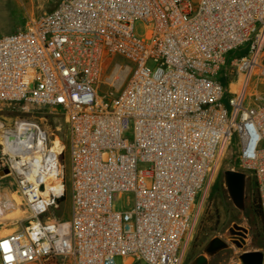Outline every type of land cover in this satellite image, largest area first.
Wrapping results in <instances>:
<instances>
[{
    "label": "built area",
    "instance_id": "1",
    "mask_svg": "<svg viewBox=\"0 0 264 264\" xmlns=\"http://www.w3.org/2000/svg\"><path fill=\"white\" fill-rule=\"evenodd\" d=\"M1 102L61 111L68 142L0 124V187L26 208L0 264H183L230 148L264 234V0H58L0 36ZM65 173L67 218L53 210ZM123 192L130 207L114 210Z\"/></svg>",
    "mask_w": 264,
    "mask_h": 264
},
{
    "label": "rangeland",
    "instance_id": "2",
    "mask_svg": "<svg viewBox=\"0 0 264 264\" xmlns=\"http://www.w3.org/2000/svg\"><path fill=\"white\" fill-rule=\"evenodd\" d=\"M58 0H0V36L11 33L22 27L30 17L38 16L44 12L51 11ZM144 24L136 21L134 32L137 36L143 37L145 33ZM248 45L242 46L232 57L243 56L247 52ZM116 61L127 63V61L115 58ZM225 76L219 77V81L225 85ZM107 91L105 86H100V93ZM226 103V100H225ZM34 120L40 123L50 134V138L57 136L67 147V126L64 115L55 108H46L19 103H0V123L4 126H12L16 120ZM237 164L236 152L228 149L221 163L218 176L210 189L206 200L200 207L199 216L195 225L192 238L188 243L183 264H191V261L203 252L207 242L220 237L229 243V247L216 256L209 259L208 264H236L238 255L243 250H263L264 236L262 233V220L257 219V227H254L247 207L252 198L258 196L255 184L250 176L245 182L244 203L242 208L236 207L229 198L226 190L223 174L225 170L233 169ZM65 194L54 208V214L59 217L67 218L70 209V185L68 176L65 173ZM12 193L19 196L16 189L8 183V179L0 187V196L8 197ZM20 197V196H19ZM133 195L123 192L113 200V208L117 211H125L130 207ZM198 198L196 199L197 204ZM2 207V206H1ZM23 214L12 216L13 207H2L0 210V235L10 234L15 231L26 219V208L20 197V207ZM3 215V216H2ZM239 224L248 230L246 245L243 249L236 247L232 243L229 235V228L234 224ZM256 226V225H255ZM255 228H259L261 236L256 238ZM4 236V235H3ZM1 237V236H0ZM117 264H122L120 258L116 259ZM55 264H70L68 260H56Z\"/></svg>",
    "mask_w": 264,
    "mask_h": 264
},
{
    "label": "water",
    "instance_id": "3",
    "mask_svg": "<svg viewBox=\"0 0 264 264\" xmlns=\"http://www.w3.org/2000/svg\"><path fill=\"white\" fill-rule=\"evenodd\" d=\"M246 178L247 176L245 173L234 169L225 170L223 174L224 184L229 198L238 208L243 207ZM228 232L232 243H234L239 249H243L246 245L248 230L245 227L234 223L229 228ZM228 247L229 243L226 240L220 237H214L207 242L203 248V252L197 255L191 261V264H208L210 258L216 256ZM236 264H264V251L243 250L239 253L238 263Z\"/></svg>",
    "mask_w": 264,
    "mask_h": 264
},
{
    "label": "bare ground",
    "instance_id": "4",
    "mask_svg": "<svg viewBox=\"0 0 264 264\" xmlns=\"http://www.w3.org/2000/svg\"><path fill=\"white\" fill-rule=\"evenodd\" d=\"M53 146H54V149H56L57 151L62 150V144L60 143L59 139H55ZM1 206L2 207H6V206L13 207V212H12L13 217L21 216L23 214V211L19 208L20 207V197L16 195L15 193H12L8 197H4V201L0 204V210H2ZM0 217H1V214H0ZM3 235H6V234L3 233L0 236H3Z\"/></svg>",
    "mask_w": 264,
    "mask_h": 264
},
{
    "label": "trees",
    "instance_id": "5",
    "mask_svg": "<svg viewBox=\"0 0 264 264\" xmlns=\"http://www.w3.org/2000/svg\"><path fill=\"white\" fill-rule=\"evenodd\" d=\"M247 210H248V214L252 218L251 221L253 222L254 227H257L258 221H256V220L259 218H261V220H262L261 207H260V201H259L258 196L252 198V201L248 205ZM262 233H263V227H262ZM255 234H256V238H259L261 236V231L259 230V228H255ZM263 236H264V234H263ZM55 262H56V260L53 261V263H51V264H55Z\"/></svg>",
    "mask_w": 264,
    "mask_h": 264
},
{
    "label": "snow or ice",
    "instance_id": "6",
    "mask_svg": "<svg viewBox=\"0 0 264 264\" xmlns=\"http://www.w3.org/2000/svg\"><path fill=\"white\" fill-rule=\"evenodd\" d=\"M5 247H7V245H5Z\"/></svg>",
    "mask_w": 264,
    "mask_h": 264
}]
</instances>
